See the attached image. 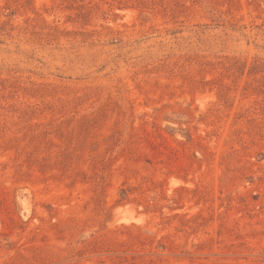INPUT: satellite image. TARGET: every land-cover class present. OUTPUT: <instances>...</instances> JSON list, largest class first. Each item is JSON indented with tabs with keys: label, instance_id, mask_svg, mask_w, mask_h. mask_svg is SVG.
Masks as SVG:
<instances>
[{
	"label": "rangeland",
	"instance_id": "obj_1",
	"mask_svg": "<svg viewBox=\"0 0 264 264\" xmlns=\"http://www.w3.org/2000/svg\"><path fill=\"white\" fill-rule=\"evenodd\" d=\"M0 264H264V0H0Z\"/></svg>",
	"mask_w": 264,
	"mask_h": 264
}]
</instances>
